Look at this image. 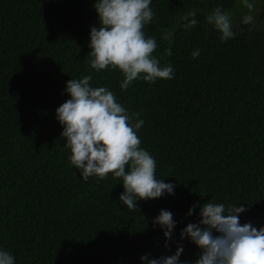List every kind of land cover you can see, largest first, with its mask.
I'll list each match as a JSON object with an SVG mask.
<instances>
[{"label":"trees","instance_id":"16d2710c","mask_svg":"<svg viewBox=\"0 0 264 264\" xmlns=\"http://www.w3.org/2000/svg\"><path fill=\"white\" fill-rule=\"evenodd\" d=\"M94 2L0 0V249L15 264H144L142 255H171L180 243V260L194 261L199 249L179 234L198 223L203 202L243 205L241 224L264 226V0H255V26L240 22L241 0H151L145 33L174 76L127 91L120 71L90 66ZM216 6L232 13L236 35L227 41L205 22ZM194 9L198 23L185 29ZM84 75L140 113L141 147L174 195L137 200L130 211L120 179L85 181L70 163L55 109L70 98L66 81ZM161 209L177 221L167 248L152 225Z\"/></svg>","mask_w":264,"mask_h":264},{"label":"clouds","instance_id":"9594fccd","mask_svg":"<svg viewBox=\"0 0 264 264\" xmlns=\"http://www.w3.org/2000/svg\"><path fill=\"white\" fill-rule=\"evenodd\" d=\"M248 12L241 23L256 25L255 0H241ZM98 27L90 28L88 53L90 66L96 72L112 68L122 73L120 88L127 91L134 81L155 83L169 80L174 68L161 65L154 55L158 48L154 36L145 33V27L154 18L151 0H95ZM197 10L188 11L182 19L185 29L197 25ZM206 25L218 30L222 41L233 38L232 13L222 6L214 7L205 16ZM167 38V37H165ZM167 51V55H171ZM199 49L191 53L198 57ZM91 75L66 81L65 92L69 99L56 109V118L63 126L61 137L70 150L69 161L87 181L96 176L105 179L109 173L120 179L124 191L119 201L130 211L139 210L137 200L160 198L165 193L174 195L175 184L166 183L156 176V160L149 151L141 147L138 136L144 125L139 112L129 110L117 101L116 95L106 86L93 87ZM197 204H193L187 215H193ZM198 223H188L180 231V240L186 237L199 249L194 261H181L184 251L177 243L171 255L150 257L142 255L144 264H264V226L241 224L239 213L247 209L223 203L203 202L199 204ZM177 221L169 210L161 209L152 220L159 226L165 238L164 247L169 246ZM215 233V234H214ZM0 264H15V257L0 249Z\"/></svg>","mask_w":264,"mask_h":264}]
</instances>
